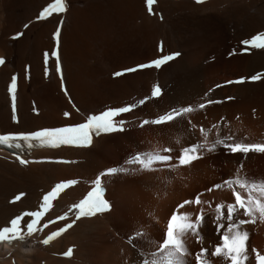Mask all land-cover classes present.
Wrapping results in <instances>:
<instances>
[{"label": "bare ground", "instance_id": "bare-ground-1", "mask_svg": "<svg viewBox=\"0 0 264 264\" xmlns=\"http://www.w3.org/2000/svg\"><path fill=\"white\" fill-rule=\"evenodd\" d=\"M41 1L44 7L54 0ZM114 1L120 3V7L124 9L125 19L119 24L121 27L131 25L137 20L140 21V27L128 29L127 33V30L123 28L126 30H124L126 35L132 33L133 36H140L141 40L137 38L139 40L136 41L137 45L144 43L142 41L148 40L150 36L157 35L169 46L143 59L120 65L117 71L146 63L170 52L178 51L181 55L163 66L160 71L154 69L139 71L119 77L106 85L111 90L109 91L111 92L110 98L116 97L120 100L114 104L115 106H111V109L137 105L133 111L123 116L129 127L127 131L100 136L89 148L42 150L26 157L27 160L29 158H66L71 160L70 164L28 163L21 165L17 158L6 159L2 157L4 154H0V228L9 226L11 219L21 216L25 211L35 209L42 193L55 183L69 179L78 180L75 187L60 196L58 211L54 215L65 210L69 204L83 196L98 174L106 169H123V171L105 177L108 187L107 195L113 205L109 213L79 221L74 228L47 247H31L26 243H21L13 246L11 251L6 252L0 249V264H142L144 259H159L162 254L155 257L152 254L158 253V246L164 239V232L162 236H155L158 237L157 241L148 240L142 244L143 249L152 252L147 257L140 256L135 245L127 244L126 241L124 243L123 239L120 240L118 236L126 234L128 229H126V223L129 217H133L135 213L147 214L160 198L167 203V207H170L171 212L167 213L171 215L176 213L187 216L191 222H196L198 216H203L197 229L198 235L189 232L182 237L187 249L183 264H191L190 258H196L195 255H198L202 249L207 250L208 264H229V261L222 256L211 255L216 246L222 244V233L226 231L229 223L223 219L228 213L229 198L215 192L214 196L205 199L200 207L191 205L186 207L187 210H179V212L175 210L178 208L175 206L177 204L175 201L182 203L186 200V198L181 200V197L177 196L178 190L188 194L197 188H209L208 186L220 180L228 181L241 176L239 172L243 169L258 171L257 175L260 179L257 181L264 182V153L250 152L247 156L241 153L233 155L230 150H228L229 153L227 152L224 144H217L214 156L211 159H204L206 144L210 142L213 145L218 139L224 140L226 144L227 140L228 144H264V139L260 137L264 133V78L256 83L247 82L248 78L264 71V49L247 55L240 53L242 41L253 35L264 33V0H210L201 5L195 4L192 0H158L153 8L154 11L162 13V20L157 16L149 15L145 0ZM38 2L37 0H0V56L6 58V63L0 68V133L32 132L42 128L72 126L84 121L89 114L100 113L94 112L93 102L87 105L88 103L84 104L81 101L79 94L86 85L78 82L76 77H79L80 71L77 70L72 72L74 75L69 76L68 74L69 83L66 79V88L68 87L69 94H74V98L78 99L79 107L82 108L79 109L85 114L71 121H63L57 115L59 110L52 107L51 110L43 112L41 120L32 116L36 113L31 110L30 104L34 97L31 92L32 82L28 83L30 75L28 77L27 66L22 60V56L28 51L32 56L30 59L33 76L37 74L36 77L43 84L42 89L35 92V96L43 99L47 96L65 97L60 87V80H52V67L55 66H52L53 55L51 54L55 43L54 33L60 16H52L45 20L46 26L42 32H36V26L32 25L24 30L19 40L13 39L14 35L22 31L23 25L30 22L32 13L35 14L32 11L36 10ZM87 2L88 0H68L69 7L62 28L60 45V52L66 62L71 55L81 51L80 40L84 22L82 19L88 11ZM40 9L37 10L40 11ZM46 52L49 53L47 66L44 63ZM221 73L227 74L220 80L218 78L210 80L211 75ZM16 74L19 77L18 114L14 120L11 97L7 90L11 78ZM242 77L246 78L244 84L226 85L227 81ZM208 80L211 85L206 84ZM218 84H223V86L214 90L213 87ZM157 85L162 88V95L159 99H149L142 106H139L137 102L133 103L135 99L148 96L146 94L150 91L152 93L154 86ZM132 88L137 92L128 96V91H132ZM89 97L93 100L95 94ZM209 101L217 102L200 108L201 104ZM185 107H191L194 111L160 126L151 124L141 130H131L133 126L136 127L144 120H155L173 109ZM179 135L188 138L189 147L197 144L203 147L199 149V159L194 160L190 165H179L177 168L172 166V173L176 174L177 182L171 184L174 186L172 191L158 196L155 194L157 187L154 188L149 183L141 184L143 182L141 176L138 178L132 176L131 167L121 166L122 160L124 161V158L129 156L124 157L121 152H117L119 145L125 144L132 148L135 146L136 151L133 153L135 155L149 151L147 150L148 142L153 143L154 148L161 144L162 148L168 149L176 142L175 139ZM228 137H233V139L229 140ZM100 152L107 153L106 158H110L113 164L110 162L98 164L101 161L99 158L102 153L99 154ZM243 177L246 178L244 175ZM178 180H183L180 181L182 186ZM233 189L238 190V187L233 186L232 193ZM20 192H25L26 196L17 204H10L9 200ZM148 193L152 194L148 195ZM208 200H213L214 204L210 202L205 204L204 202ZM218 206H223L219 212L217 211ZM208 207L210 210L205 211L204 208ZM171 215L168 216L167 221ZM258 215L257 212L255 224L247 223L241 226V230L248 233L246 241L248 259L245 264H254L252 249L264 255V220L261 221ZM233 219L248 220L250 218L244 216L243 212L235 210ZM218 224L224 227L218 228ZM57 226L59 224L55 227ZM153 232L158 231L152 230V234ZM46 233H40L39 239ZM70 246L74 247L73 256L71 258L60 257V254L66 252ZM192 250L194 252H191ZM196 261L197 259L193 264Z\"/></svg>", "mask_w": 264, "mask_h": 264}, {"label": "snow or ice", "instance_id": "snow-or-ice-1", "mask_svg": "<svg viewBox=\"0 0 264 264\" xmlns=\"http://www.w3.org/2000/svg\"><path fill=\"white\" fill-rule=\"evenodd\" d=\"M158 2V0H145L147 11L149 15H156L157 13L154 11L153 6ZM205 0H196V3L201 4L204 3ZM67 10L66 0H54L53 3L49 4L46 8H44L37 17V20L47 19L50 15L55 13H63ZM62 23V22H61ZM28 25H25L27 28ZM23 35L22 33L14 36L13 39H18L19 36ZM54 39L57 42V47L59 46L60 40V29L57 28L54 33ZM244 45L255 48V49H264V33L258 34L254 36L251 40H245L242 42ZM247 50V48L245 49ZM51 55L56 58V70L57 72H61L60 66V58L58 51H54ZM180 53H174L162 56L160 59H156L148 64H143L137 66V68L127 69L126 71L134 72L138 69L152 68L155 67L159 69L162 65L167 64L168 62L174 60L178 57ZM45 65L48 64L49 53L44 54ZM4 58H0V65H4ZM47 74V68H46ZM116 76L122 75V73H115ZM264 78V73H257L252 76L250 79L252 81H259ZM243 79L237 81H229V84L232 83H244ZM61 83L63 85V77L61 73ZM217 87H221L217 85ZM8 91L11 95L12 100V110H13V119L15 120V112H16V92H17V77L13 76L11 78V83L9 85ZM65 94L67 92L65 90ZM161 95L160 87L154 86L151 97H159ZM148 99V98H146ZM229 99H232L229 97ZM217 101H209V103H216ZM145 103V100H141L139 104ZM137 105H127L118 109H109L104 111L100 115H93L88 117L86 122L78 124L76 126H68L62 128L55 129H43L32 133H21V134H6L0 135V145H7L8 147H16L20 148V143H13L17 141H23L28 144L29 147H32L33 144L31 142H39V145L42 147H50V148H59L63 145L69 146H77V147H88L92 142V133H96L99 135L101 132L103 133H111L116 131H123V121H116L114 118L121 115L122 113L131 112ZM205 105L201 104L200 108H204ZM194 111L191 107H185L182 109H173L172 111L158 117L155 120H144L141 122V127L145 125H160L163 123L171 122L178 117H181L185 113H189ZM68 113H65V116H68ZM202 131L206 132V130ZM227 139L231 140L233 137H228ZM217 144H224L226 148H228L232 153H241L247 156L250 152L256 153H264V145L262 144H244V143H234V144H226L224 140H217L210 150H214ZM203 147V145L191 148H185L182 151V154L177 158L179 165L187 166L190 165L194 160L199 159V149ZM171 149H164V152L170 153ZM19 163L21 165H26L29 161L17 157ZM172 159L170 155H160L159 153H143L137 154L132 158L133 163H137L141 166V168L145 170H150L151 166L156 161L168 162ZM67 163V161H62ZM243 167V165H241ZM118 171H123V169H109L106 173H102L101 175H110L114 174ZM77 183L76 181H68L61 182L57 184L52 191L45 194L42 198V202L40 205V210L34 212H26L21 216H17L12 219L9 223V226H5L0 228V244H12L13 241L23 240L24 237V228L21 227V221L24 216H30L33 219L26 224L27 235H33L37 231H42L43 228L48 227L49 224L56 223L58 220L67 219V216H59L56 220H50L47 224L39 226L40 220L51 210L52 201L58 197V195L64 191L66 188L71 187L73 184ZM229 187H233V185H237L241 188H246L251 191H259L261 196H264V184L257 185L256 183H252L249 185L246 181L241 180L240 178H236L234 180L225 181ZM214 187L219 188L220 185H215ZM211 191V189H209ZM233 194L235 197V204L228 206V213L223 219H226L229 223L227 225V229L224 233H222V244L216 246L215 250L211 253L213 256H222L224 259L228 260L230 264H245L248 259L246 241L248 240V233L246 231L241 230V226L247 223L255 224L257 222L256 213H259V217L261 220H264V202L260 199L253 198L251 194L247 201L241 197L239 192L233 189ZM21 195H17L15 197V201L21 199ZM189 203H201L199 197L196 198L195 201H185L184 204ZM254 205V206H253ZM184 205H179V207H183ZM223 206H218L217 211L219 212ZM74 210H76V219L81 218H90L94 217L98 214H102L111 210L110 203L103 198V188L101 184V178L97 177L94 181V188L90 191L86 198L81 200L78 204L72 206ZM240 209L243 212L244 216L249 217L248 220H234L233 214L235 210ZM220 217H218L219 219ZM203 220V216L200 215L197 217L196 222H191L190 218L184 215H179L173 213L170 216L169 222L167 224V230L165 233V237L158 246V253H153L152 255L155 257L158 254H162L159 256V259H144L142 264H183V257L187 252L185 248L182 237L191 232L194 235H198V226L199 223ZM72 224L66 225L64 229H60L56 232L51 233L45 238L42 243L47 245L56 237L60 236L62 232L66 231L68 228H71ZM218 228L224 227L222 224L217 225ZM252 252L255 253L256 264H264V255H261L257 250L252 249ZM72 250L69 249L64 255L70 257L72 255ZM208 255L206 249H202L201 252L197 255V264H208V260L206 256Z\"/></svg>", "mask_w": 264, "mask_h": 264}, {"label": "rangeland", "instance_id": "rangeland-1", "mask_svg": "<svg viewBox=\"0 0 264 264\" xmlns=\"http://www.w3.org/2000/svg\"><path fill=\"white\" fill-rule=\"evenodd\" d=\"M37 2H38V3H36L37 7L35 8L36 10L32 11L36 15H38L37 13H39L38 10L43 7L41 0H37ZM87 4H88V6H87L88 11L82 19V21H84V22H83V30H82L83 33H81L82 39L80 40V44L82 47L81 51L79 53L71 55L70 58H68V62H66L65 59H63L62 53L60 52V54H61L60 59H61L62 66H63V77H64V75L66 77V78L64 77V80L67 79V81H68L67 83H69L68 74L70 76V75H74L72 72H75L77 70L80 71L79 77H76V78L78 79L79 83L82 84V82H83L86 85V87H84L83 90L81 89V93L79 94L81 101L84 104L88 103L87 105H91V103L93 102L95 105L94 106L95 107L94 112H96V111L101 112V111H104L107 109H111L113 106H115L114 105L115 103L120 102V100H118L116 97L110 98L111 92L109 93V91H111V90H109L106 87L107 84H111V82H114L116 79H118V78L113 79L112 74H114V73H112V72H117V69L120 65H125V64L129 63L130 61L143 59L147 56L154 54V52L155 53L159 52L160 51V45L162 47L161 51L166 49V47L168 48L169 46L166 45L164 40L159 39L160 37L158 38L157 35L156 36L153 35L154 37L150 36L148 40L142 41L144 43L137 45V42L139 40H141L140 36L138 37V35H135L136 36L135 37V36H133L132 33L131 34L129 33L130 35H128V34L126 35L124 33V30L126 29L127 31L126 30L125 31L127 33L128 29L131 30V29H134L136 27H140V21L137 20L136 21L137 24L135 22V23H132L133 25L128 24L125 27L123 25L121 27V25H119V24H121L122 20L125 19V15H124V9L122 7H120V3H116L114 0H88ZM82 5H84V4H82ZM35 14L33 15V13H32V16H31L32 19L36 16ZM36 17H35V19H36ZM31 20H30V26L35 25L36 26L35 28L37 29L36 32H39V31L42 32L44 27L46 26L44 21H36V20L34 21V19L32 21ZM41 23L43 24V26ZM134 24H136L137 26ZM142 24H143V22L141 23V25ZM123 28H125V29H123ZM129 32H131V31H129ZM9 38L11 39V37H9ZM45 41H46V39H45ZM30 56H31L30 51H28L26 54H24L22 56V60L24 61L23 62L24 65L27 66V69L30 72V73H28V71H27L28 77L30 75L28 83L32 82L31 83V90H32L31 92H32V95H34V97H33L32 102H30V104H31V108H32L31 110L36 112L35 115L33 114L32 116L34 118H36L37 120H41L43 112L45 113L48 110H51L52 107L59 110V113H57V115H59L60 119L63 121H71L75 117L85 114V112H83L81 110L82 108L79 107L80 103H78L79 102L78 99L74 98V96H73L74 94L73 95L71 93L69 94L70 98L72 99V103H70L66 97H62V96L61 97L47 96L46 99L45 98L44 99L39 98V97L35 96V94H36L35 92L40 91L43 87V84L40 83V80L36 77L37 74L34 73L35 76H33V73H32L33 66H32V61L30 59V58H32V56L31 57ZM52 59H53V57H52ZM102 59L104 60V62ZM55 64L56 63L53 59L52 60V66H55V67H52V70H53L52 80H54V79L59 80L58 74L55 70L56 69ZM225 74H227V73H221L220 75H211L210 80L216 79V78H218L220 80L223 76H225ZM231 76H233V75L231 74ZM210 80L206 81L207 85H211ZM65 83H66V81H65ZM93 84H94V86H93ZM66 86H67V84H66ZM91 89H92V92H91ZM67 90H68V87H67ZM88 90L90 92H88ZM136 92L137 91L132 88V91L129 90L127 95L132 96V95L136 94ZM68 93H69V91H68ZM91 94H95V98L93 100H91V97H89V95H91ZM146 95H148V96H146L144 98H142V97L140 98L141 100L144 99L145 103L149 99H154L151 97V91H150V93H148ZM146 98H148V99H146ZM140 99L139 98L137 100L135 99V101L133 103L136 104V102H137V104H139V102L141 101ZM76 102L78 104H76ZM63 104L65 106H63ZM142 105H144V103L139 104V106H142ZM208 106H210V105H208ZM74 107L76 110L74 109ZM79 108H81V109H79ZM17 109H18V104H17ZM12 112H13V110H12ZM28 112L30 113L31 111H28ZM64 112L68 113L70 115V117L66 118ZM78 112H80V113H78ZM17 114H18V111H17ZM86 114H89V113H86ZM32 122H34V121H32ZM32 122L30 124H32ZM220 123H223V121H220ZM149 125H151V124H149ZM225 125H227V124H225ZM146 126H148V125H145L143 127H140V125H137L136 127L133 126L131 128V130H141V129H144V127H146ZM212 129H213V126H212L211 130ZM179 136H181V135H179ZM179 136H177L178 138L176 137V139H175L176 142H174L172 144V146L170 148H168V149L172 150L170 153L164 152V149H166V148H162L161 144H159L157 148H154L155 145L153 143L152 144L150 142L147 143V145H148L147 150H149L147 152L159 153L160 155H170L172 157V159L168 162H161V161L154 162L152 164L150 170H145V169L141 168L140 165H133V166L126 165L127 159L132 157L133 153L136 151L135 146H133V148H132V146H127L125 144L119 145L117 152H121V154L124 155V157L127 155L129 156L128 158H124V161L122 160L121 166L126 167V168L131 167L132 168L130 170L131 175L134 176L135 178H138L141 176V179L143 181L141 184L149 183L154 188L157 187L155 194L158 196H159V194L162 195L164 192L172 191L174 186H172L171 184L177 183L176 182V174L174 175V173H172V166L174 168H177V166H179V162H178L177 158L182 154L183 149L189 148V145H190V144H188V138L186 136H181V137H179ZM260 137L262 139H264V133H263V135L261 134ZM227 144H228V140H227ZM211 148H212V144L210 142H208L206 144L205 151H204V159L205 158L211 159L214 156V152H216V148H214V150H210ZM225 149L229 153V151H228L229 149L226 147H225ZM101 153L102 152H100L99 154H101ZM106 155H107V153H102L100 155L99 159H101V161L98 162V164H101L103 162H110V164H113L111 162L110 158H106ZM233 155H235V154H233ZM165 163H167V164H165ZM164 164L167 166H165ZM164 168H166V170ZM239 173H241L242 175L238 176V177H234V178H240L241 180H244L247 183H249V185H251L252 183H256L257 185L264 184V182H262V181H257L258 179H260L259 178L260 176L257 175L258 171H251L250 169H247V170L243 169L242 171L240 170ZM221 174H222V172H221ZM243 175L246 176V178L243 177ZM234 178L232 180H234ZM250 178H252V180ZM180 181H183V180H178V183L180 184V186H182L183 184H181ZM225 181H227V180H220V182H216V183L212 184V186H208L209 188H197L196 190H194L190 193L188 192V194H187V192H186V194H184L183 191L178 190L177 196L181 197V200L182 199L184 200L185 198H186V200L182 201V203H179L180 201H178L176 199L177 201H175V202L177 204L175 206L178 208H175V210H177L178 212H179V210H187L186 207L191 206V205L193 207H200L202 202L205 199L210 198L211 196H214L215 192H218L222 196L229 198L227 205H234L232 187H229L227 184H225ZM208 184L209 183H207V185ZM215 185H220V187L216 188V187H214ZM233 186L234 187L236 186V188L238 187V190H240V192L242 191L241 195L243 198L246 199V201L249 197V194H251V196L253 198L260 199L262 202H264V196H261L259 191H251L250 192L249 189L241 188L237 185H233ZM209 189H211V191H209ZM186 190H188V189L186 188ZM235 191H237V190H235ZM179 192L181 195L179 194ZM150 194H152V193H148V195H150ZM195 197H199L201 203H199V204H194V203L184 204L185 201H193ZM206 202H204V203L208 204L210 202V204H214L213 200H208V202L207 203ZM205 204H203L204 207H207ZM179 205H184V206L179 207ZM169 210H170V207H167V203L162 198H160L159 201L152 208H150V210H148V213L150 212L149 214L148 213L147 214L135 213L133 217H129V219L127 220V223H126V229L128 228L126 231V234H123V235L121 234L120 236H118L119 239L120 240L123 239L122 241L124 243H126L125 241L131 240L130 244H132V246L135 245L134 247L137 249L140 256L147 257V256L151 255L152 252H150V250L146 251L141 246L145 241H148V240L157 241L158 237H155V236H158V235L162 236V234L164 232L165 223L167 221V218L169 215H171L170 213H167V212H171ZM204 210L209 211L210 209L208 207L206 209L204 208ZM145 225L147 228L145 227ZM123 227H124V225H123ZM152 230L153 231L157 230L158 232L157 233L153 232V234H152ZM125 236H126V238H125ZM127 244H129V243L127 242ZM191 252H194V251L192 250ZM195 259H197V258H194V259L190 258L191 264H193Z\"/></svg>", "mask_w": 264, "mask_h": 264}]
</instances>
